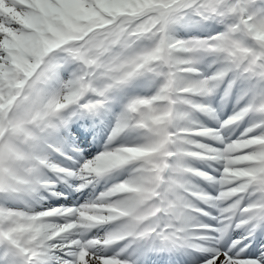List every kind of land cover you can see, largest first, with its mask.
<instances>
[{
	"label": "snow or ice",
	"instance_id": "6c2138e0",
	"mask_svg": "<svg viewBox=\"0 0 264 264\" xmlns=\"http://www.w3.org/2000/svg\"><path fill=\"white\" fill-rule=\"evenodd\" d=\"M0 264H264V0H0Z\"/></svg>",
	"mask_w": 264,
	"mask_h": 264
}]
</instances>
